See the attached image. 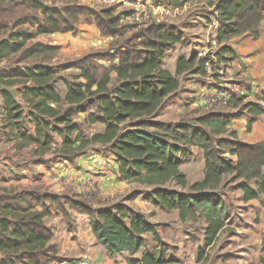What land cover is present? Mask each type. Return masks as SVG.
<instances>
[{"label":"trees","instance_id":"trees-1","mask_svg":"<svg viewBox=\"0 0 264 264\" xmlns=\"http://www.w3.org/2000/svg\"><path fill=\"white\" fill-rule=\"evenodd\" d=\"M154 1L168 10L205 1L215 17L218 59L226 65L236 59L230 41L242 36L258 39L264 20V0ZM79 24L93 25L102 37L118 44L109 65H100L94 55L57 67L47 65L44 61L51 60L58 49L33 42L34 38L74 34ZM124 28L112 6L95 10L81 4L59 8L41 0H0L1 129L16 133L21 140L19 149L35 147L34 163L43 162L54 137L61 140L55 150L60 160H72L93 147L113 157L120 181L149 188L144 194L147 202L176 211L181 221L203 219V247L195 264H205L204 250L215 244L229 218L223 188L233 183L242 203L258 201L264 207V141L239 142L228 129L234 116L230 113H206L192 124L156 120L166 100L179 90L181 76L204 75L203 59L179 57L172 75L161 60L182 41L174 27L147 23L131 36H125ZM28 61L30 67H23ZM67 70L78 74L68 81L60 76ZM58 82L66 89L63 97L55 89ZM14 87L23 105L10 92ZM228 107L238 108L239 116H264V92L258 102L240 98ZM77 114L85 115V125L101 126L102 131L83 136ZM26 121L33 124V136L28 134ZM253 123L254 119L247 122V132ZM191 149L202 152L203 169L202 179L189 185L180 166ZM168 184L175 189L167 188ZM142 193L134 191L128 200ZM68 210L88 217L96 243L110 256L127 255L126 264H183L161 248L158 225L123 203L96 209L78 196L31 191L0 196V264L57 261V249L50 244L52 234L44 219L58 212L68 221ZM146 236L152 237L155 246L136 257L146 247ZM261 246L259 264H264V238Z\"/></svg>","mask_w":264,"mask_h":264},{"label":"rangeland","instance_id":"rangeland-1","mask_svg":"<svg viewBox=\"0 0 264 264\" xmlns=\"http://www.w3.org/2000/svg\"><path fill=\"white\" fill-rule=\"evenodd\" d=\"M48 6L53 5L59 8L75 6L77 4L87 5L93 9H100V5L97 1H87V0H41ZM133 1V0H130ZM139 4L144 5V11L141 9H136L135 7L128 6L126 3H119L112 5L115 10V15L119 18V26L125 27L123 32L125 36H131L140 26H146L147 23H154L158 20L160 23H164L167 27H174L175 30L181 36V43L174 46L171 50L167 51L163 58L162 67L169 71L172 75H175L176 60L180 56L190 57L191 55H196L199 58V52L205 43L210 40L208 38L213 37V32L215 31V26L207 28L205 25L208 23L195 21V18H205L206 15L211 12H207L206 6L191 5L189 9L181 13V10L175 14H166L167 8L161 5H156V1L150 0L151 5L144 4L145 1H137ZM205 3V1H202ZM201 2V3H202ZM87 3V4H86ZM206 4V3H205ZM151 6V7H150ZM135 8V9H134ZM159 8V9H157ZM160 10L161 15L152 18V12L155 10ZM24 14H31L37 16V13L32 11H25ZM207 18V17H206ZM153 19V20H152ZM210 21V19H207ZM212 20V19H211ZM193 22V23H192ZM211 23V21H210ZM136 26H138L136 28ZM181 27V29H176V27ZM134 27L136 29H134ZM261 30L264 35V20L261 24ZM60 34L50 37V35H44L34 38L35 42H41L44 45H49L53 42L55 37ZM38 40V41H37ZM33 41V42H34ZM238 42V41H237ZM236 42V43H237ZM106 43V42H105ZM114 42H109L104 46H95V49H90V51H85L82 53H88L87 55H94L96 61L107 67L109 61L115 53ZM206 45V44H205ZM204 45V46H205ZM65 48V47H64ZM66 48L69 49V46ZM81 56V55H80ZM73 61L66 58L64 52L58 49L55 56L51 60L44 61L47 65L51 66H61L67 62ZM29 65L32 62L28 61ZM1 66V65H0ZM241 68H239L240 70ZM237 70V68H236ZM233 72L238 73L240 72ZM78 74L76 70L61 71L60 76L64 77L66 80L71 81L72 76ZM180 80V91L170 96L166 102L163 104L161 110H159L156 120L164 123L176 124V123H189L192 124L195 120L202 116L203 114L215 112V113H228L229 107L227 108H208L203 104L202 106L197 105V100L192 96L191 84L193 83V76L187 75L185 78L181 77ZM55 88L60 92L63 90L62 83L58 82ZM202 94V93H201ZM201 96V95H200ZM199 100V99H198ZM80 130L83 136L89 138L91 134L102 131L101 126H87L80 124ZM56 150V149H55ZM52 151L51 158H57L55 151ZM85 154H100L101 164L96 165L94 174L91 176L93 178L103 176L109 178L108 180L101 182L88 183L90 180L87 178V182L71 180L69 181V186L75 188L72 191H68L70 194H77L80 198L86 200L92 205L93 208L103 209L109 208L115 204L123 203L135 211L141 212L145 215L146 219L154 224L158 225V232L161 239V248L166 252V255H170L174 258L180 260L183 264H195V258L200 249L203 247V229L205 227L203 219L199 218L196 222H191L189 220L181 221L178 217L176 211H167L160 207L152 205L144 199V194L149 191V188L139 186L133 183H126L120 181L118 175L113 176L112 169L113 164L116 163L114 158L105 155L100 149L96 147L88 148L84 151ZM55 155V156H54ZM82 155V154H81ZM80 156V155H79ZM78 157V156H77ZM103 157H109L104 159ZM103 158V159H102ZM99 159V160H100ZM202 169H203V156L202 152L198 149H191L189 155L184 158L182 165L180 166V171L186 176L189 185L202 179ZM109 173L108 176L106 174ZM68 178L61 179V183L65 186ZM76 183H75V182ZM76 186V187H75ZM167 188H173V185L168 184ZM37 190H41L42 187H36ZM80 190H85V194H80ZM180 192H188V189L181 190L176 188ZM134 191L143 192L139 197L133 200H128ZM223 200H225L228 213V228L220 233L215 244L212 247L204 250V255L207 260L205 264H243V260H246L248 256L243 255V251L247 248H251L253 242L257 240H263L264 238V215L263 218L260 216L257 221H255V214L251 210H247L248 207L244 206L239 200L240 192L236 190L235 184L230 183L226 188L221 190ZM14 192L10 191V194ZM64 193V192H63ZM258 217V216H257ZM256 217V218H257ZM247 222L251 223V227L244 231ZM258 223V224H255ZM227 226V225H226ZM155 246L154 241L151 236H146V247L142 250L136 257H139L145 250L149 251ZM247 251V250H245ZM250 255L248 257V263L255 261L252 254L254 251L250 250ZM99 252V250H98ZM251 256V257H250ZM116 258L118 261H116ZM114 258L117 264H126L128 261L127 255H121ZM253 259V261H252ZM111 261V260H110ZM88 262V261H87ZM106 260H102L101 263L105 264ZM89 264V263H88ZM109 264H114L109 262Z\"/></svg>","mask_w":264,"mask_h":264},{"label":"crops","instance_id":"crops-1","mask_svg":"<svg viewBox=\"0 0 264 264\" xmlns=\"http://www.w3.org/2000/svg\"><path fill=\"white\" fill-rule=\"evenodd\" d=\"M137 1H145L144 4H146L147 6L151 5L150 0ZM124 3H126L128 6L135 7L136 9H141L139 8V5L141 4H139V2H134V0H126V2H123V4ZM205 3L202 2L199 4L206 6ZM199 4L194 3L193 6H198ZM190 6L191 5H185L184 7L178 8V10L173 11L170 14H173V16L175 17V14L177 12L181 10L182 13L186 11V9H189ZM157 9L152 12V18L156 17V19H158L157 16L161 15L160 10ZM205 9L208 13L211 12V8H209L208 6H206ZM141 10L144 11L143 9ZM166 14L168 15V13ZM207 19H210L211 23ZM195 21L208 23L207 25H205L207 28L215 26L213 37L208 38V40H210L208 43H215L217 28L215 17L208 14L205 16V18H195L194 23H196ZM154 23L167 27L166 24L160 23L158 22V20H155ZM179 28L181 29V27ZM179 28L176 27V29ZM55 35L58 34L50 35V37H53ZM55 39L56 40L49 43V46L56 47L61 51V53L64 52L65 57L73 61L87 55L88 53H84V55H82V53L88 50L90 51V49H95L96 45L104 46L109 42L115 41L113 38L102 37L99 31L93 25L88 24H79L77 26L76 33L60 34L58 37H55ZM67 46H69V49L66 48ZM230 46L235 52L236 59L229 64V68L232 73L235 72L236 68V72H238L239 68H241L239 71L242 72L244 75L243 82L245 84L246 89L242 97L243 102H258L262 96V93L264 92V35L261 28L258 39L254 40L249 36H242L239 38H234L232 41H230ZM166 53L167 52H165V54ZM163 58L161 60L162 63ZM1 66H3L2 63ZM23 67H30V65L24 64ZM186 76L187 75H183L181 77L185 78ZM192 76L194 78L193 83L191 84V92L193 91L194 93L192 94V96L196 98L197 105L199 104V106H202L203 103L201 101L200 95L203 91L211 89L213 83L205 75ZM63 88L64 89L60 92H58V90L55 88L61 97H63L66 92L64 86ZM16 90L17 88L14 87L10 89V92L14 95V98L17 100V102L22 104V98L20 95L17 94ZM179 91L180 87L176 93H178ZM228 113L234 114L228 129L229 131H233L236 133L239 142L245 145H252L264 141V116L251 118L245 113L239 116V109H234L232 107L229 109ZM3 119L4 113L3 110L0 108V196L4 194L10 195V191L14 193H18L21 191H31L36 195L57 194L60 196L70 195L79 197V195L77 194L68 193V191H72L75 189L69 186V181L74 179L76 180V182L79 180L86 181L88 178L90 180V182L88 183L90 184L93 183L91 181L101 182L109 179L107 177H104L105 175L96 178H93L91 176L92 174L96 173V165L102 163L100 159V154H93V156H91L92 154L82 153V155L67 161H63L58 158H51V153L53 149L58 150L60 148L61 140L58 137H54L51 146L52 149L43 156V162L34 163L35 157L32 152L35 147L27 146L22 149H19L18 146H20L21 140L16 138V133L14 131L1 129ZM84 119L85 115L83 114H77L75 116V120L79 125L85 124ZM250 119H254V123L251 126L250 132H247L246 125ZM94 126L96 125H91V127ZM25 127L28 130V134L30 136H33V124L26 121ZM103 158L106 159L107 157ZM117 168L118 165L114 163L112 169H110L111 172H113V176L118 175ZM262 172L264 174V167ZM108 175L109 173L106 174V176ZM65 178H68L69 180H65L67 184L63 186L60 180ZM38 186H41L42 189L37 190L36 187ZM79 193L81 195L85 194V190H80ZM242 204L248 207L247 210H251L254 212L255 221H257L260 216H262L263 218L264 207H260L258 201H249L247 203ZM68 212L71 215L68 221H66L63 215L58 212H51V214L44 219L45 227L52 234L50 244L55 246L57 249L58 260L51 264H70L81 259L88 261L89 264H102V260H106L105 264H109V262L117 264L116 261H118V259L116 257L125 254H120L116 256L108 255V253L105 252L96 243L89 226V218L69 210ZM247 223L248 224L247 226L245 225L244 231L248 230V228L253 230L254 228L250 226L251 223ZM226 225L227 226L225 228H228L227 223ZM261 243L262 240H257L253 242L251 248H247L245 249L247 251H243V255L248 257L251 252L250 250L254 251V255L252 254V256L255 260L253 261L252 259L253 262L248 263L247 257L246 260H243V264H259V260L262 254ZM114 258H116V261Z\"/></svg>","mask_w":264,"mask_h":264},{"label":"built area","instance_id":"built-area-1","mask_svg":"<svg viewBox=\"0 0 264 264\" xmlns=\"http://www.w3.org/2000/svg\"><path fill=\"white\" fill-rule=\"evenodd\" d=\"M100 7H110L126 0H96ZM139 8L145 9L139 5ZM178 10H166L170 13ZM219 46L215 43H208L200 49L199 57L203 59L204 75L213 83L211 89H207L201 94V101L208 108H227L231 101L240 99L245 93L243 73H232L229 65L218 59ZM70 264H88L86 260H78Z\"/></svg>","mask_w":264,"mask_h":264}]
</instances>
